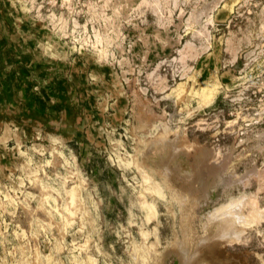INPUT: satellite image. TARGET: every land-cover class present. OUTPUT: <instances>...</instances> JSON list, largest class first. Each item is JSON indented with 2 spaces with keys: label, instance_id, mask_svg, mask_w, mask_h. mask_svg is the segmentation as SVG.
<instances>
[{
  "label": "rangeland",
  "instance_id": "374dc122",
  "mask_svg": "<svg viewBox=\"0 0 264 264\" xmlns=\"http://www.w3.org/2000/svg\"><path fill=\"white\" fill-rule=\"evenodd\" d=\"M260 214L264 0H0V264H264Z\"/></svg>",
  "mask_w": 264,
  "mask_h": 264
},
{
  "label": "bare ground",
  "instance_id": "6f19581e",
  "mask_svg": "<svg viewBox=\"0 0 264 264\" xmlns=\"http://www.w3.org/2000/svg\"><path fill=\"white\" fill-rule=\"evenodd\" d=\"M241 202V199H233L218 207L213 213L214 219L220 220L218 237L225 241L241 239L243 231L236 228L237 224L242 225L245 222V216L241 212ZM258 217L259 219L264 218L261 214ZM195 245H197V242L193 238L184 237L177 242L175 252L180 264H193V258L196 256L197 251L191 248Z\"/></svg>",
  "mask_w": 264,
  "mask_h": 264
}]
</instances>
